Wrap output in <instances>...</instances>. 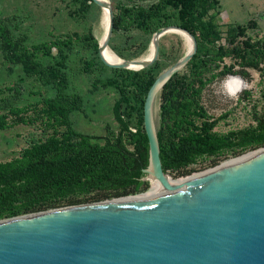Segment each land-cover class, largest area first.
Instances as JSON below:
<instances>
[{
	"label": "trees",
	"instance_id": "obj_1",
	"mask_svg": "<svg viewBox=\"0 0 264 264\" xmlns=\"http://www.w3.org/2000/svg\"><path fill=\"white\" fill-rule=\"evenodd\" d=\"M140 1H119L115 5L109 46L117 56L123 58L112 42L131 27L144 37L132 58L141 56L151 37L169 25L189 31L197 42V52L186 66L191 76L174 74L158 96L157 137L163 172L181 177L192 173V167L201 161L212 159L216 163L226 153L264 148V119L256 118L254 125L219 134L213 132L218 120L209 123L200 104L205 72L218 69L216 62L233 57L239 70L223 65L210 78L247 76L245 69H259L264 61V39L245 38L246 27L239 25L223 33L213 14L218 0H157L148 5ZM69 2L74 7L70 11L73 15L85 16L96 8L91 0ZM15 19L0 15V55L7 72L19 67L25 77L50 88L52 94L19 106L21 86L0 88V131L23 125L38 128L41 134L31 136L16 157L0 162V221L146 192L150 182L142 180L148 165L143 105L148 90L163 71L158 60L138 71L111 69L101 62L91 30L82 36L65 34L28 44L26 35L14 33L18 28ZM248 25L255 23L249 21ZM223 35L226 45L220 43ZM75 42H82L90 53L81 59L82 73H98L91 81L92 89L111 88L117 95L112 106L115 125L107 124L102 136L80 132L72 121V114L83 111L84 106L82 96L69 92L68 61Z\"/></svg>",
	"mask_w": 264,
	"mask_h": 264
},
{
	"label": "water",
	"instance_id": "obj_2",
	"mask_svg": "<svg viewBox=\"0 0 264 264\" xmlns=\"http://www.w3.org/2000/svg\"><path fill=\"white\" fill-rule=\"evenodd\" d=\"M91 2L99 12L105 8ZM109 16L98 54L111 69L151 66L159 56L160 38L169 32L191 38V50L158 75L143 105L148 165L142 180L162 187L147 191L153 195L147 198H138L144 192L1 220L0 264H264V148L175 184L163 172L156 99L195 56V37L177 25L165 26L153 35L151 58L113 65L100 55L113 36L111 9Z\"/></svg>",
	"mask_w": 264,
	"mask_h": 264
},
{
	"label": "rangeland",
	"instance_id": "obj_3",
	"mask_svg": "<svg viewBox=\"0 0 264 264\" xmlns=\"http://www.w3.org/2000/svg\"><path fill=\"white\" fill-rule=\"evenodd\" d=\"M112 11L119 1L126 0H107ZM157 0H143L141 5H148ZM219 6L214 16L223 33L228 27H246L245 38L250 37L253 41L264 39V0H218ZM74 7L70 6L69 0H0L1 16H16L14 21L18 28L14 31L16 35L24 34L28 38V44L54 40L58 36L77 33L82 36L92 31V34L99 42L102 26L108 18L100 22L101 12L93 8L87 14H70ZM104 21V22H103ZM249 21L255 26L248 25ZM109 22L102 29V37L108 30ZM220 42L226 45V41ZM98 38V39H97ZM150 39L147 50L139 57L131 56L138 52L143 35L131 27L127 32H120L112 42L121 54L123 60H133L144 57L152 43ZM161 53L158 62L163 71L175 64L186 54L185 41L176 34H166L159 40ZM110 47V46H109ZM111 49V47H110ZM103 52L106 51L103 49ZM115 55V52L111 49ZM90 55L82 42L74 43V50L68 61V75L70 80L69 92L78 93L84 100L83 111L72 114V121L75 128L83 133L102 136L107 124L114 126L112 106L116 92L111 89L100 88L94 91L91 81L97 76L82 73L81 59L88 58ZM218 69L206 71L204 75V86L200 94V104L205 109L208 118H216L213 132L225 134L229 131H236L255 124V119H264V61H261L259 69L247 68V76L228 75L219 79H211V74L217 73L223 65H233L234 70H239L237 61L232 57H227L223 62H216ZM2 57L0 55V88L17 84L22 87L21 100L19 106H26L36 102L41 96L52 94V90L43 87L32 78H27L19 67H14L12 73H8ZM106 74V73H105ZM179 77L189 78L191 76L190 67H184L178 72ZM238 79L242 83V89L233 95L227 84L231 80ZM39 92L40 95L35 94ZM159 96V94H158ZM157 96L154 108V122L159 126V97ZM40 131L35 127L15 126L0 131V162L9 161L16 157L20 150L26 146L31 136L40 137ZM263 149V148H261ZM259 150V149H258ZM257 151V150H256ZM254 152V151H252ZM242 154L226 153L219 157L216 163L211 160H204L193 166L195 173L201 174L211 171L224 162L243 158L249 153ZM169 175V174H168ZM173 179L187 177V175L177 177L170 175ZM151 183L147 191H150ZM146 191L145 194L148 192ZM144 195V194H143ZM142 196V195H140ZM139 196V197H140ZM89 204V203H87Z\"/></svg>",
	"mask_w": 264,
	"mask_h": 264
},
{
	"label": "bare ground",
	"instance_id": "obj_4",
	"mask_svg": "<svg viewBox=\"0 0 264 264\" xmlns=\"http://www.w3.org/2000/svg\"><path fill=\"white\" fill-rule=\"evenodd\" d=\"M97 2H99L100 4H102L105 8H103L102 12H101V17H100V22L106 17L107 13H108V18L107 20L105 21V23L101 26L100 25V28H101V33L99 35V44L102 46L107 38V35H108V31H109V26H108V30L105 32V34L103 35L102 37V29L105 28L108 24V21H109V24H110V16H109V11H110V5H109V2L107 0H95ZM104 22V21H103ZM167 34H176L178 36H180L184 41H185V44H186V52H189L191 50V47H192V42H191V38L189 37V35H187L186 33L184 32H180V31H174V32H169ZM104 50L106 51L103 52V49L100 51V55L102 56V58L109 64H113V65H117V64H121L123 62V59H120L116 54L114 55L112 52H111V49L110 47H106L104 48ZM154 54V48H153V44L151 43L149 49H148V52L147 54L143 57V58H151ZM99 55V54H98ZM134 69V68H133ZM227 87L229 88L230 92L233 94V95H236L241 89H242V83L238 80V79H235V80H231L228 82L227 84ZM254 153V152H253ZM252 153H249L248 155H250ZM247 155V156H248ZM240 159V158H238ZM238 159H235V160H238ZM235 160H230V161H226L224 162L221 166L223 165H226L228 163H231ZM219 166V167H221ZM218 168V167H217ZM216 169V168H215ZM214 170V169H213ZM209 172V171H207ZM206 173V172H205ZM201 174H204V173H201ZM201 174H193V175H187V177H183V178H179L178 180L176 179H173L170 175L166 174L167 175V178L170 180V181H173V184L175 183H179V182H183V181H187L189 179H192L194 177H197ZM151 188H150V191L153 190V189H156V188H159V187H162L161 184H159L158 182L156 181H151ZM153 195H151L150 193H147V194H144L138 198H147V197H151Z\"/></svg>",
	"mask_w": 264,
	"mask_h": 264
},
{
	"label": "flooded vegetation",
	"instance_id": "obj_5",
	"mask_svg": "<svg viewBox=\"0 0 264 264\" xmlns=\"http://www.w3.org/2000/svg\"><path fill=\"white\" fill-rule=\"evenodd\" d=\"M216 120H217L216 118L215 119L214 118H211V119L208 120V122L209 123H214V122H216Z\"/></svg>",
	"mask_w": 264,
	"mask_h": 264
}]
</instances>
